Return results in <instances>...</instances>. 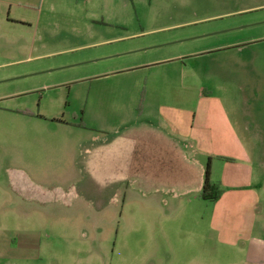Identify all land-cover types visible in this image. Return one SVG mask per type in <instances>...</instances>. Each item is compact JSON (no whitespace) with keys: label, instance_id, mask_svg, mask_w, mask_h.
<instances>
[{"label":"rangeland","instance_id":"374dc122","mask_svg":"<svg viewBox=\"0 0 264 264\" xmlns=\"http://www.w3.org/2000/svg\"><path fill=\"white\" fill-rule=\"evenodd\" d=\"M41 5L37 24L0 26V264H242L209 227L213 202L182 215L146 209L136 195L103 211L77 197L93 188L79 144L94 132L99 91L181 94L189 101L167 103L191 108L199 92L213 95L246 147L248 161L233 159L250 174L238 195L257 197L264 225V0ZM36 71L60 87L22 98L8 91L7 77ZM222 166L231 164L214 157L213 171Z\"/></svg>","mask_w":264,"mask_h":264},{"label":"crops","instance_id":"0c3cea01","mask_svg":"<svg viewBox=\"0 0 264 264\" xmlns=\"http://www.w3.org/2000/svg\"><path fill=\"white\" fill-rule=\"evenodd\" d=\"M42 1L0 0L7 8L4 18L0 16V26L37 24L44 13ZM111 74L105 70L101 77L107 81ZM218 99L199 92L191 108L167 103L189 101L181 94L144 91L139 104L140 96L134 92L95 93L94 132L79 144L82 174L93 188L83 189L77 197L92 201L103 211L136 195L146 209L167 208L170 214L178 210L183 215L200 207L198 202H206L199 198V192L209 165L210 181L223 190L216 202L209 203L214 216L209 227L224 235L217 243L233 254H242V264H264V237L259 236L264 225L256 223L254 214L257 197L250 191L249 198L238 195L247 193L250 174L245 165L236 166L233 159L248 161L246 147ZM214 157L231 167L222 166V173L214 172ZM228 232L231 236L225 238Z\"/></svg>","mask_w":264,"mask_h":264},{"label":"flooded vegetation","instance_id":"af4514ba","mask_svg":"<svg viewBox=\"0 0 264 264\" xmlns=\"http://www.w3.org/2000/svg\"><path fill=\"white\" fill-rule=\"evenodd\" d=\"M49 71H36L30 74L22 73L15 76H9L6 78L5 82H13L8 86V91L15 98H22L28 95H36L47 90L56 89L60 87V82L58 80H47L43 81L38 78V75L43 73H48Z\"/></svg>","mask_w":264,"mask_h":264},{"label":"trees","instance_id":"16d2710c","mask_svg":"<svg viewBox=\"0 0 264 264\" xmlns=\"http://www.w3.org/2000/svg\"><path fill=\"white\" fill-rule=\"evenodd\" d=\"M141 100H142V96L140 95L139 104ZM222 192L223 190L220 188L219 184L210 181L209 165H207L205 169L202 188L199 192V198L203 201L214 203L220 198Z\"/></svg>","mask_w":264,"mask_h":264}]
</instances>
